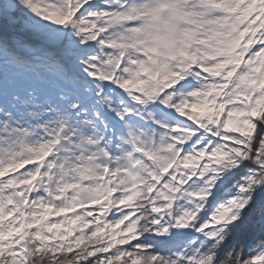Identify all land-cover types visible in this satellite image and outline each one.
I'll use <instances>...</instances> for the list:
<instances>
[{
  "label": "snow or ice",
  "instance_id": "6c2138e0",
  "mask_svg": "<svg viewBox=\"0 0 264 264\" xmlns=\"http://www.w3.org/2000/svg\"><path fill=\"white\" fill-rule=\"evenodd\" d=\"M0 264H264V0H0Z\"/></svg>",
  "mask_w": 264,
  "mask_h": 264
}]
</instances>
